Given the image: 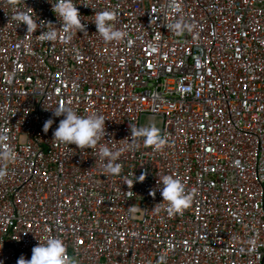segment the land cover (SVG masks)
<instances>
[{"label": "built area", "instance_id": "built-area-1", "mask_svg": "<svg viewBox=\"0 0 264 264\" xmlns=\"http://www.w3.org/2000/svg\"><path fill=\"white\" fill-rule=\"evenodd\" d=\"M51 3L0 0V150L16 155L0 161V261L56 237L71 264H264V0H73L84 28L70 36ZM100 11L123 39L96 31ZM181 18L190 29L168 27ZM58 107L102 115L105 137L57 142ZM145 116L159 150L130 135ZM103 146L123 149L119 172ZM163 175L187 207L168 208Z\"/></svg>", "mask_w": 264, "mask_h": 264}, {"label": "clouds", "instance_id": "clouds-1", "mask_svg": "<svg viewBox=\"0 0 264 264\" xmlns=\"http://www.w3.org/2000/svg\"><path fill=\"white\" fill-rule=\"evenodd\" d=\"M54 14L59 17L61 28L69 36L74 31H82L84 25L81 23V17L78 13L76 4L73 0H54L51 3ZM115 13L110 11H100L94 14L96 31L103 37L105 41L121 40L127 34L115 28L112 21ZM16 19L20 24L27 27V32H34L37 29L43 28V31L38 35L42 41H54L57 39L56 28L51 22L41 21L39 24L37 19L33 20L29 14L19 12ZM170 29L176 32H181L190 29L191 25L185 23L183 19H178L171 25ZM55 116H63L53 130V138L61 144H74L79 147H92L97 144L101 137H105V118L102 115L91 114L88 116L77 115L72 109L66 107H58L53 113ZM53 120L48 119L43 124V129L47 131L52 125ZM130 135L134 138H142L146 146H152L159 150L165 143V138L160 134V130L154 125L143 127L131 126ZM123 149L112 150L108 146L100 148L101 159L107 158L104 164L105 170L111 173H117L120 170V165L114 163L117 161ZM16 159V155L11 147L5 146L0 150V161L5 164ZM5 174V170L0 168V176ZM142 177V179H141ZM143 174L138 178L143 180ZM162 187L159 188L162 200L168 202V208L171 211H180L190 204L191 197L184 191L182 183L171 175H163L159 178ZM135 208H130V212H135ZM3 264V261H0ZM16 264H71V261L66 258V248L61 239L56 237L47 238L46 242H40L31 250L29 259L20 256Z\"/></svg>", "mask_w": 264, "mask_h": 264}, {"label": "rangeland", "instance_id": "rangeland-1", "mask_svg": "<svg viewBox=\"0 0 264 264\" xmlns=\"http://www.w3.org/2000/svg\"><path fill=\"white\" fill-rule=\"evenodd\" d=\"M142 123H143V126H146L150 123V120L148 117H143V120H142ZM155 127L159 128V120H156L155 122Z\"/></svg>", "mask_w": 264, "mask_h": 264}]
</instances>
